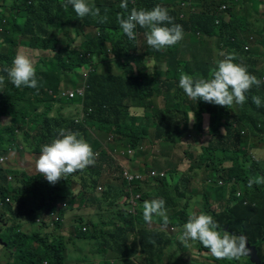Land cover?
I'll return each instance as SVG.
<instances>
[{"label": "trees", "instance_id": "obj_1", "mask_svg": "<svg viewBox=\"0 0 264 264\" xmlns=\"http://www.w3.org/2000/svg\"><path fill=\"white\" fill-rule=\"evenodd\" d=\"M114 1L119 7L115 6ZM172 1H174V3ZM57 2L58 0H21L13 7L3 9V12L7 13V15H0V73L2 76L8 78L7 73L3 71V69L8 68L9 65H11V63H8L7 61L11 58V52H13L19 44L43 47V40L47 37L46 24L47 18L51 16V8H55L57 6V17L60 20L65 19V23L67 24L80 21V17L74 13L72 7H63L66 0H60V3L54 6ZM121 2L122 0H94V2L89 3L92 6L100 8L102 15L105 14L104 10L107 9V23L101 24L92 17H85V20L89 25H95L100 28V34L95 36V39L102 40L104 36H107L105 33L107 28L120 30L121 33L113 44L115 56L119 57L121 55H126L129 58H133L134 54H132V52H136L139 48H141V51H143L145 56L162 60V62L166 63V72H163V75L166 78H170L169 85H167V87L175 94L171 95L170 92L165 94L164 109H153L151 104H148L146 100L153 96L154 87L152 86L154 83L149 85L143 84L144 86L139 88L140 84L146 82L148 78L141 79L138 76L133 78L132 75L123 77L92 73L91 75L93 76L91 80L87 81L89 89L85 93L86 98L84 105L82 104L85 111L91 112L86 117V124L95 125L100 129V131H104V129L107 131L106 126L102 123L105 121L104 117L107 116L106 119H110L112 116H115V125H117L120 121L118 110V106L120 104H124L125 108L131 104L134 105V107L140 108L143 111L142 119L144 125L141 129L136 128L135 131H130V133L126 135V138L131 145L130 148L137 151L139 148H145L144 142L140 140H146L148 137L149 141L154 142L156 140L158 144L161 143L162 147L165 145H175V139L171 135L166 134L164 130L159 127H157L156 134L152 135L148 131L149 126L154 123V116L158 114H161V117L164 116V119H167L169 122L176 123L177 126L175 131H177L180 135L183 131L187 130V126H191L194 128V131L199 132V130H201L204 126V121L209 120L212 125L211 132H213L217 141L213 149L212 158L205 157V169L208 170L210 177L227 185L233 180H236L237 184H241L243 186L245 199L249 201V205L244 207L242 203H238L233 206L232 203L234 202V199L231 198L227 209L220 214L211 211L212 207H209L207 204L203 207L202 211L212 215L217 223L225 219H232L238 221L239 223L245 222L246 225L241 229H245L250 224L252 218H257L256 225L264 229V185L253 184V187H248L249 179L261 176L258 171L260 170V164L264 161L260 163L253 162L250 167H247L246 163L240 159H234L233 162H231V166H225L223 163H216L214 161L216 154L227 152L234 145L242 146V148L254 149L255 144L250 143L249 140L251 138L253 140L262 141V153H264V84H262L259 88L254 86L246 94V103L243 106L237 105V107L240 108V114L238 116L229 112L226 107L207 103V110H204V101H188V97L185 94L183 97L180 90H176L180 73L184 72L189 75L208 78L210 70L215 66V62L208 61L206 63L192 60L194 56L193 48L189 44L182 43L181 41V45L175 44L170 48L166 47L160 51H156L147 45L144 37L145 29H142L139 26H137L135 30L137 34L136 40H129L122 33L116 19L119 14L124 13V9L120 8ZM218 2H220V0H129L128 9L129 11L133 7L138 9H151L156 5L165 7L168 9L169 15L173 18L174 23L181 25L183 31H189L195 36L198 29L202 31L200 28V26L202 27V20L211 21L213 25H211L208 30L205 29L204 32L210 34L218 32L223 41L230 42L229 45H227L226 42H213L215 46L214 52L216 61L223 58L219 55L220 52L229 54V50L233 48V42L228 39L227 35L236 33L233 26H230L227 22L215 25V18L211 17L213 12H207L211 11L214 8V5ZM185 6H190L188 20L179 17L180 13H186L184 11ZM126 14L127 13H125V15ZM195 20H198L199 23L194 24ZM246 28H249V32H252L253 36L249 35ZM246 28L243 31H240L242 33V37L240 44L237 46L238 50L236 49V53L239 54L238 61L239 63H243L247 66L250 74L257 76L258 79L262 80L263 76L260 75L255 67L260 58L251 51L245 52L244 46L247 41L243 40V38H246L247 40H251V38H253L254 41L257 42V40L262 38L264 32L257 24H254L252 27L247 26ZM140 35L143 37L141 40H138ZM22 37L26 38V40H22ZM95 49H99V44L96 45ZM1 50L4 51L3 54H1ZM181 56H189V58L184 59ZM261 62H263V60H261ZM137 63L143 64V60H138ZM60 72L61 68L58 72H38V74H36L38 82L37 88L26 87V89L20 90L12 85L11 82L4 85V98L14 101H21L27 98V101L33 104H27V106L32 109L37 108L38 112L36 114L45 115H42L44 117L43 123H31L35 133L34 140L39 139L37 142L39 148L34 150L36 154L41 152L43 145L50 143L51 140L58 135L59 129L79 133L81 138L87 135V131L84 126H76L74 120L61 116L64 115L61 107H57L54 104H46L56 101L59 97V95L56 96L54 94H57ZM142 75L146 77V75ZM82 81L83 80H81L78 84L80 85ZM42 86L51 90L50 94L43 92L41 90ZM91 87H102L103 89L100 92L91 94ZM155 87L159 88L163 86L158 85ZM115 93L117 94L116 98ZM254 95L259 96L262 100V106L259 108H257L252 102L251 97ZM49 96L53 97L54 100L46 101V98ZM82 98L83 97L76 95L75 99L69 100V103H82ZM76 101L79 102L75 103ZM57 102L62 103L60 100H57ZM173 102L176 107L175 111H164L165 109H168ZM197 107H199L198 111L196 110ZM181 110H183L185 116L180 114ZM191 114H193L194 120H189ZM203 116H207L205 120H202ZM224 117L225 120L223 121ZM34 118L37 119L38 117L34 116ZM13 124L20 127V130L25 127V123L22 119H20L19 115H16ZM221 126L225 127L224 135L221 134ZM244 129L248 131V139L245 144L242 143V137L240 135V132ZM3 133L11 139H14L15 137L11 130L5 129ZM181 138L184 139V136L182 135ZM3 144V136L0 131V157L5 154L7 150L6 145ZM10 148H13L14 150L15 146ZM17 150L19 151V149ZM242 155L245 157L246 153L242 152ZM112 161L113 160L108 157L103 158L102 160V162L106 163ZM155 164L157 167L154 166V168L151 169H143L142 173H149L154 169H161V171L164 172L165 177L162 179L155 178L140 183L136 190L133 191L136 195L141 194V197H143V200H140L139 204H141V202L143 204L146 200L163 198L165 201V208L170 214L168 215L169 223L165 226L162 219L159 218L161 228L149 230L147 227L144 229L145 223L143 215H140L143 211L138 210L139 212L136 218L131 214L130 216L122 215L121 220L126 217L130 220V225L133 227L131 233L130 231H124L121 229L118 232L110 233V236L105 238L106 242H112V250L115 252L113 254L118 257L117 261L120 264H126L128 261H132L130 258L131 256L137 257L138 255H140V258H137V260H141L143 264H163L162 259L164 255H157L154 252V248L167 241V230L178 226L180 227L181 225L179 223L180 214L179 211L176 210L179 205L177 201L179 200L184 202V206L182 208L183 211H187L190 208V203L188 202L190 197H186L187 193H189L190 180L187 179L185 175L178 172L180 162L175 163L172 161V158H168L164 164L159 161H155L154 165ZM99 165H101V163L91 165L84 173L77 172L75 174V176L80 175L82 182H88L87 185L84 186L86 193L82 194L83 198L76 201L74 204L79 205L78 208L76 206L73 207V199L64 198L66 200V209L60 210L57 215V221L51 217L50 209H44L46 204L40 208L45 218L53 220L55 223V228L53 230L59 231V235H53L52 232L46 234L30 233V235H28L20 231L19 225L17 224H13L12 226L9 225L7 227L8 233L6 235H1L3 227L8 225L4 219L5 212L13 213L12 206L5 207L3 212H0V240L7 244V252H10L11 255L19 262H24L28 258L30 264H41L43 262H49L50 264H64V255L70 246L75 245L77 241L88 242L90 244V241L88 240L89 232L97 228L96 221L101 219V215L96 211L93 212V208H98L101 204L100 200L104 199L103 194H94L104 180V176L101 175V171L99 170ZM197 166L200 168L204 167L203 164H197ZM190 171L194 173L196 169L191 167ZM17 175L19 174L16 172L0 170L1 182L5 184H16L13 191L8 190L6 185L0 184V201L2 203H5V200L8 198L11 199L13 203L18 202V195L23 191V189H26L27 186L24 185L26 184V181L18 182V178L16 177ZM9 177H13L12 182L8 181ZM20 185L23 186V189L19 188ZM105 189L106 188H104V190ZM122 190L123 193L121 194V197L126 194L127 188H125V185H123ZM234 191L235 188H232V192ZM227 193V190H218L213 195L207 193L206 201L207 199L209 200V198L224 200L226 199ZM92 195H95V197H90ZM172 195L175 196V199H173ZM111 204H113V202H111ZM254 204H256V207L259 208L256 209ZM81 206H86L92 210L93 215L88 220L81 217L77 219L78 216L76 209H79ZM120 215L121 212L116 213L117 217ZM67 217L69 218L68 229L65 227ZM229 225L232 227L234 226L231 221L229 222ZM139 227H142L143 229H141L138 233V249L128 251L126 249V246L128 245L127 235L134 234ZM40 228L44 230L46 229L45 226ZM84 229L86 231H84ZM66 230L72 231L71 237H67L65 233ZM118 239H120L121 242H118ZM70 242L72 243L67 247ZM198 248H202V245L199 244V242ZM58 252L61 254L60 257L57 256ZM106 254L107 253L99 255ZM99 264L112 263L105 258L99 262ZM218 264H223V262Z\"/></svg>", "mask_w": 264, "mask_h": 264}, {"label": "rangeland", "instance_id": "obj_2", "mask_svg": "<svg viewBox=\"0 0 264 264\" xmlns=\"http://www.w3.org/2000/svg\"><path fill=\"white\" fill-rule=\"evenodd\" d=\"M21 0H0V15L6 16L7 13L3 12L4 8H11L16 3ZM24 1V0H22ZM28 1V0H25ZM34 1V0H33ZM220 0L219 4L216 5V10L211 17L215 18L216 24L219 25L223 22H228L230 26H233L236 31H243L246 27L245 24L255 23L262 29L264 32V0H259L257 2V9L251 12H239L236 10H231L226 12L225 19H220V13L223 10V4ZM89 3L94 2V0H88ZM60 3L58 0L54 4L56 6ZM116 7H119L114 1ZM52 5V4H51ZM71 7V6H69ZM51 16L47 18V37L43 40V47L32 46L28 47H18L11 52V58L8 60V63H11L20 50L27 51L32 59L34 60V66L36 68V74L45 73V72H58L61 68L59 80H58V90L56 96L59 97L56 101L46 104H54L57 107L63 109L62 117H66L70 120L81 121L84 117V105L85 98H82V103H69V99L65 97L67 91H73L78 87L84 86L86 91L89 89L87 81H90L92 73L100 75H114V76H123L128 77L130 75L133 78L136 76L141 79L148 80L140 84L139 88H142L144 85H149L154 83L153 96L146 100L148 104H151L153 109L162 110L164 109L165 104V94L170 92V89L167 87L169 85L170 78H166L163 75V72H166V63L162 62L160 59H153L152 57L145 56L142 49L139 48L138 51H133V58H129L126 55H121L119 57L115 56V49L113 47L114 42L117 40L120 30L109 29L107 28L105 33L107 36H104L102 40L95 39V36L99 35L100 28L95 25H89L85 18L81 19L78 22H73L71 24L65 23V19L60 20L57 17V6L51 8ZM22 13V11H21ZM179 17L182 19L188 20V14L180 13ZM24 20V19H23ZM249 35L253 36L252 32H249V28H246ZM184 36L181 40L182 43L202 45V42H195L194 35L189 31H183ZM197 34L202 35L203 37H208L211 35L217 36V42H226L223 41L219 36L218 32L213 34L204 32V30L197 31ZM232 34V33H231ZM227 35L228 39L233 42V48L229 50V54H235L237 60L234 61L239 63L238 57L239 54L236 53L237 46L240 44V39L234 37L233 35ZM142 35L139 36L138 40L142 39ZM1 38V37H0ZM243 40L247 41L244 46L245 52L255 53L263 62L255 65L256 70L260 73L262 81H264V35L262 38L257 40L255 45H252V40ZM181 42H178L177 45H181ZM227 45L230 42H226ZM99 44V49L96 50V45ZM170 48V47H169ZM233 49V52H232ZM237 49V50H236ZM4 51L1 50V54ZM204 58V57H203ZM202 58V59H203ZM138 60H143V64H138ZM193 60V59H192ZM208 60L206 59V63ZM251 64V63H249ZM9 65L8 68L11 67ZM1 72V71H0ZM132 72V73H131ZM142 74L146 75L143 76ZM0 75H2L0 73ZM90 76V77H89ZM3 85H0V131L3 136V145H6V149L15 146L16 149H19V153H12L9 156V160L5 168L9 169L10 172H16L19 175L18 182L26 181V189L18 195L19 198H22L29 204L36 205L39 204L43 199L50 200L52 199L51 213L57 214L60 210L66 209V203L63 201L65 196H69L73 199V207L79 205H74L76 201L83 198V193H86L84 186L88 182H82L80 175L71 176L68 175L64 179L59 180L55 184H50L46 178L42 176L40 183L36 179H30L34 176L41 175L36 167L35 162L39 158L40 154H36L34 150L38 147V140H34L35 133L33 131V126L31 123H43L45 115L36 114L38 109H32L27 104L32 103L27 101V98L21 101L8 100L3 96L4 85L10 80L6 77ZM178 79V78H177ZM83 80L80 85L78 84ZM179 83V82H178ZM177 83L176 90L181 92L184 97L182 89L179 88ZM162 85L163 87H155ZM20 90L26 89L25 86L17 88ZM102 87H91V94L95 92L102 91ZM41 90L45 93L50 94L51 90H48L45 86L41 87ZM117 94L115 93V98ZM54 100L53 97L49 96L46 98V101ZM57 100H60L62 103H58ZM179 101V100H178ZM188 101L191 99L188 98ZM175 102V100H174ZM174 102L169 106L168 109L175 111L176 107ZM24 106V107H22ZM13 108V109H12ZM204 110H207V103H203ZM199 107H197L198 111ZM229 112L238 116L240 114V108L237 105H233L230 108H227ZM119 118L120 121L115 125V116H112L110 119H106L102 123L106 126L107 133H104V138L101 137V132L98 127L95 125H87V121L81 125L85 127L87 135L83 136V139L86 140L92 147V150L95 154V163L98 164L103 160V158H111L113 161L108 163L109 173L104 176V180L100 187L97 188L94 194H103L104 199L100 200L101 204L98 208H93V212H97L101 215V219L97 220V228L89 232V241H77L75 245L70 246L65 255L71 262L76 261L78 264H99L105 258L112 264H120L113 253L112 242L109 243L105 241V238L110 236V233L118 232L119 230L130 231L132 226L130 225V220L122 218V215H133L135 218L138 216V210L143 211V204H139V200H143L142 195H136L135 192L128 188L126 194L121 197L123 193L122 182L126 179L124 185L128 186L129 182L132 179V175H137L140 173L143 168L146 170V167H152L155 161H159L164 164L168 158H172V161L175 163L180 162L178 172L186 176L190 180L189 184V193L186 197H190L189 203L190 208L187 211H183L184 202L177 201L179 203L177 211L180 214L179 223L180 227H175L170 230H167V241L163 242L160 246L154 248V252L159 255H164L162 259L163 264H251L250 263V254L251 250L254 248L258 251V257L264 264V229L257 226V218H252L250 224L245 228L241 229L246 225L245 222L239 223L238 221L232 219H225L219 221V225L224 230L228 231L230 234L235 233L237 235L243 234L247 238V248L249 249L248 257H242L239 261H228V260H217L215 259L203 246L198 248V242H195L192 247H185L179 240L178 236L182 234V226L187 222L189 212L196 211L200 212L203 210V207L207 204L211 208V211L220 214L229 206V200L232 198L234 202L233 206L238 203H242L244 207L249 205V201L245 199V194L243 186L237 184L236 180H233L228 185L220 182L216 179H213L209 176L208 170L205 169V157L212 158L213 149L216 145V138L211 132V123L209 120L204 121V126L199 132L195 131L193 127H188L187 130L183 131L180 135L175 128L176 123L169 122L167 119H164V116L161 117V114L154 116L153 122L148 131L153 135L157 133V127L164 130L168 135H171L175 139V145L182 148L174 149L172 146L165 145L162 147L161 143L158 144L156 140L154 142L149 141V137L141 139L140 141L144 142L145 148H139L137 151H134L130 148V143L126 138L128 133L133 132L137 129H141L144 125L142 119L143 111L140 108L134 107V105H129L125 108L124 104L118 106ZM166 113V112H164ZM182 116L184 115L183 110L180 111ZM16 115L20 116L25 123L23 129L13 124ZM34 116L38 118L35 119ZM193 114L190 115L189 120H194ZM207 116H203L202 120H205ZM225 120V117L223 121ZM11 130L14 134V139L9 138L3 133V131ZM221 134H225V127L221 126ZM105 131V129H104ZM184 136V139L181 136ZM241 141L243 144L247 142L248 131L244 129L240 132ZM171 138V137H170ZM172 138V139H173ZM173 139V140H174ZM250 143L255 144L254 149L242 148V146L234 145L230 148L229 151L218 153L214 157L216 163H223L225 166H231V162L234 159H240L246 163L247 167H250L252 163H260L264 161V153H262V141L249 139ZM156 142V143H155ZM154 143V145H153ZM160 145V147H159ZM256 150V152H253ZM242 152L246 153L244 157ZM125 154V155H123ZM4 155V154H3ZM101 160V161H100ZM117 163L119 165H117ZM197 164H203L204 167L200 168ZM157 167V165H154ZM163 166V165H162ZM224 166V167H225ZM90 167V166H89ZM87 167V169L89 168ZM194 167L196 171L193 173L190 171V168ZM162 168V167H161ZM258 173L261 175L259 177H264V162L260 164V170ZM258 177V176H257ZM0 184L6 185V188L10 191H13L16 187V184L8 183L5 184L0 181ZM264 185V184H263ZM38 187L40 191L38 192V197L34 195V189ZM253 187V186H252ZM104 188H106L104 190ZM135 187H133L134 189ZM232 188H235V191L232 192ZM110 190V191H107ZM218 190H227L226 199L217 200L215 198H209L206 201L207 193L213 195ZM95 197V195L90 196ZM175 199V196H173ZM62 204H59L61 200ZM113 202V204H111ZM72 207V208H73ZM256 207V204H254ZM77 210V219L84 218L89 219L93 212L90 208L86 206H81ZM117 212H121L120 216H116ZM184 214V215H183ZM142 215V213H140ZM167 215H170L167 212ZM70 216V212H69ZM8 219H12L11 216H8ZM144 220V219H143ZM232 222L234 226H230L229 222ZM159 217H153L152 223H147L144 221V229L147 227L149 230L161 228V223L159 224ZM46 229L37 228L36 226L31 225V229L24 233L30 235L33 234H46L52 232L53 235H59V231L53 230V226L50 221L45 222ZM50 226V228H48ZM66 229L69 228V218L67 217L65 221ZM143 229L139 227L134 234H128V245L126 249L128 251L138 249V233ZM8 229L3 227L1 235H6ZM6 231V232H5ZM67 237L72 236V231H65ZM61 234V233H60ZM118 242H121L118 239ZM70 242L67 247L71 244ZM66 247V248H67ZM106 255H99L104 254ZM99 256H97V255ZM57 256H61L60 252L57 253ZM132 261L126 262V264H143L140 258V255L137 257H130ZM0 264H30L29 259L27 258L24 262H19L15 257L11 255L10 252H7V244L0 240ZM41 264H50L49 262H43Z\"/></svg>", "mask_w": 264, "mask_h": 264}, {"label": "clouds", "instance_id": "obj_3", "mask_svg": "<svg viewBox=\"0 0 264 264\" xmlns=\"http://www.w3.org/2000/svg\"><path fill=\"white\" fill-rule=\"evenodd\" d=\"M234 1H236L235 4L230 5L228 11L236 10L241 12L243 4L245 2H251V0H225L221 1V3L229 4V2ZM128 3L129 0H122L120 8L124 9V13L119 14L116 19L122 33L129 40H136L137 34L135 30L137 26L145 29L144 37L146 43L156 51L174 46L183 39L184 32L182 26L174 23L167 8L156 5L151 9H138L133 7L129 11ZM69 6L72 7L74 13L81 19L92 17L101 24L108 22L107 9L104 10L105 14L102 15L101 9L90 5L88 0H66L63 7L67 8ZM223 9H225V7H223ZM125 13L127 14L125 15ZM196 36L202 38L200 34H196ZM22 40H26V38L22 37ZM251 40L252 45L257 43L253 38H251ZM197 43H200V41L197 40ZM18 47H28V45L19 44L16 48ZM219 55L223 58L215 61V66L210 70L208 78L181 72L178 86L191 100H202L206 103L226 108H230L234 104L243 106L247 100L246 94L254 86L259 88L264 84V81L250 74L245 64L234 62L237 60V56L234 53L226 54L220 52ZM260 62L261 60L259 59L258 63ZM3 71L7 73L8 79L16 88L22 86L37 88L38 82L36 79L34 60L27 51H18L12 61L11 67L5 68ZM4 82V76L0 75V85H3ZM251 99L257 108L262 106V100L259 96L254 95ZM90 113V111H85L83 121L76 123L77 121L75 120V125H83L86 122V117ZM104 133H107V131L101 132L102 138L105 137ZM172 147L176 149L180 146L174 145ZM8 150H11V153H9ZM253 152H256V150H253ZM12 153L18 154L19 151L16 148H14V150L13 148H8L6 153L1 157H7L9 160V156ZM39 154L40 156L35 162V167L41 175L30 178L36 179L39 183L43 176L50 184H55L68 175L75 176L77 172L84 173L87 167L95 163V154L91 145L81 138L79 133L65 129H59L58 135L52 139L50 143L43 145ZM146 168H154V165ZM0 170L7 171L9 169L5 168ZM142 170L143 168L139 174L132 175L129 185L125 186V188L136 190L140 183L155 178L162 179L165 177L161 169H154L149 173H142ZM153 173H156V175H153ZM8 181L12 182L13 177H9ZM125 181L126 179L123 180L122 185H124ZM253 184H264V177L258 176L249 179L248 187L251 188ZM133 187L135 188L133 189ZM19 188L23 189V186L20 185ZM39 191L40 189L36 187L34 189V195L38 197ZM64 198L70 197L65 196ZM64 198L63 201L65 202L66 200ZM51 201L52 199H43L36 205L29 204L22 198H19L18 202L15 203L9 198L5 200V203L0 201V212H3V209L7 206H12L13 208V213L5 212L4 219L8 224L5 225V227L7 228L9 225L12 226L13 224H17L19 225L20 231L26 232L31 229V225L37 228L45 226V222L48 220L55 228L53 220L45 218L40 209L46 204L44 209H50L51 217L57 221V214L51 213L53 211L51 209V205H53ZM63 201L61 200L59 204H62ZM142 207V215L145 222L152 223L153 217H159L162 219L163 224L167 226L169 218L163 198L146 200ZM8 216H11L12 219H8ZM48 228H50V226ZM84 231L86 230L84 229ZM178 240L185 247H192L195 242H199V244L205 249H208L209 253L217 260L239 261L242 257H248L249 255V249L246 246V236L243 234H230L228 231L224 230V228H221L212 215L203 211L189 212L187 222L183 224L182 234L178 236ZM64 259V264H78L76 261L71 262L66 256H64Z\"/></svg>", "mask_w": 264, "mask_h": 264}, {"label": "crops", "instance_id": "obj_4", "mask_svg": "<svg viewBox=\"0 0 264 264\" xmlns=\"http://www.w3.org/2000/svg\"><path fill=\"white\" fill-rule=\"evenodd\" d=\"M258 1L259 0H251V2H249V3L245 2L243 4L242 8H241V12L247 13V11L251 12L253 10H256ZM172 2L174 3V1H172ZM235 2L236 1L229 2V4H223V7H225V9H223L221 11L220 16H219L220 19H225L226 18L225 14L228 11V7L230 5L235 4ZM217 4H219V2L214 5V8L211 11H207V12H209V13L214 12L216 10V5ZM189 9H190V6H185V10L184 11L188 14ZM202 11H204V10H202ZM198 23H199L198 20L194 21V24H198ZM254 24L255 23H253L252 25H254ZM211 25H213L211 21L202 20V27L200 26V28L208 30ZM247 26L251 27V24L250 23L245 24V27H247ZM235 32L236 33L232 34V35H234L235 37H238L241 40L242 33L239 32V31H235ZM193 39L195 40V42H197V40L202 42V45H197L196 43L189 44L194 50L193 60L199 61V62H206V59H207L208 61L215 62V52H214L215 46H214L213 42L217 41V36L211 35V36H208L207 38L203 37V36H202V38L196 36ZM185 44H188V43H185ZM181 57L184 58V59H188L189 58V56H181ZM99 163H101V165H99L100 166L99 170L101 171V175L102 176H106L109 173L108 163L102 162V161L99 162ZM117 165H119V164L117 163Z\"/></svg>", "mask_w": 264, "mask_h": 264}, {"label": "built area", "instance_id": "obj_5", "mask_svg": "<svg viewBox=\"0 0 264 264\" xmlns=\"http://www.w3.org/2000/svg\"><path fill=\"white\" fill-rule=\"evenodd\" d=\"M86 93L85 87L73 90V91H67L65 94V97H67L69 100L75 99L76 95H79L80 97H84ZM81 121H77L76 123H80ZM9 153H11V150H8ZM8 158L7 157H1L0 158V169H5V166L7 164ZM153 175H156V173H153Z\"/></svg>", "mask_w": 264, "mask_h": 264}, {"label": "water", "instance_id": "obj_6", "mask_svg": "<svg viewBox=\"0 0 264 264\" xmlns=\"http://www.w3.org/2000/svg\"><path fill=\"white\" fill-rule=\"evenodd\" d=\"M250 263L251 264H263V262L258 257V251L255 250L254 248L251 250Z\"/></svg>", "mask_w": 264, "mask_h": 264}]
</instances>
